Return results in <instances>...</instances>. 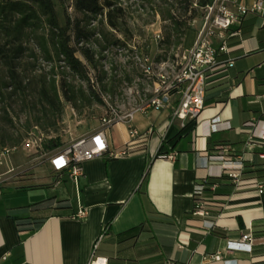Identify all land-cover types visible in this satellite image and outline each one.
Segmentation results:
<instances>
[{"label": "crops", "instance_id": "obj_1", "mask_svg": "<svg viewBox=\"0 0 264 264\" xmlns=\"http://www.w3.org/2000/svg\"><path fill=\"white\" fill-rule=\"evenodd\" d=\"M261 24L259 16H247L242 39L231 41L234 65L213 77L205 107L195 120L185 126L179 120L165 125L167 111H138L131 123L154 132L136 144L135 155L85 162L80 190L74 186L72 199L76 211L80 204L87 210L85 219L49 216L39 230L18 231L13 215L20 207L48 196L67 197L53 187L3 184L0 264H89L105 226L95 255L106 258L107 264H264V244L251 252L226 249L229 241L249 231L264 237V192L251 180L264 178V141L250 139L264 132V39L257 40ZM186 37L183 48L189 46ZM214 118L217 130L205 123ZM106 132L111 146L131 140L127 122ZM161 146L176 153L175 158L156 157ZM222 146L243 157L249 169L239 185L223 184L211 196L222 208L215 211L216 227L208 229L207 219L193 215L194 190L209 171L204 156L219 153ZM147 172L143 199L140 190ZM218 251L223 260L213 259Z\"/></svg>", "mask_w": 264, "mask_h": 264}, {"label": "built area", "instance_id": "obj_2", "mask_svg": "<svg viewBox=\"0 0 264 264\" xmlns=\"http://www.w3.org/2000/svg\"><path fill=\"white\" fill-rule=\"evenodd\" d=\"M202 9L204 11L203 21L193 42L185 48H178L172 61L161 60L157 62L156 68L150 65L144 70L152 87L147 89L145 98L135 108L120 113L113 111L112 115L103 119L100 129L80 136L69 145L47 153L48 164L56 174L66 176L79 191L81 179L85 174V162L96 157L127 158L135 155L137 153L136 144L147 140L154 132V128L141 131L131 123L133 115L138 111L145 112L149 109L167 111L169 117L165 125L179 120L182 126H185L188 118L195 120L199 116L205 107L207 88L213 77L219 73L225 74L234 65L235 58L230 56L231 41L242 39L244 21L247 16L250 14L259 16L262 19L261 26H264V0H213ZM155 37L161 40L162 32L158 31ZM143 60L150 61V57L145 56ZM121 121L128 123L131 140L120 147L111 146L106 130ZM215 121L217 118L205 121V123H211L213 129L217 130ZM262 121L264 122V118ZM210 134L211 131L208 130L206 135ZM250 139L264 141V132L253 134ZM16 149L17 146L1 147L0 165L7 163L8 158ZM158 153H160L159 157L173 159L176 156V153L165 151L163 146L160 147ZM260 156L264 158V152ZM204 158L209 171L195 185L196 207L193 215L207 219V228L214 229L216 227L215 218L218 217L215 211H219L222 206L211 205L208 201L215 203L214 199L206 197L205 190L209 188L216 192L221 185L228 183L237 186L244 181L245 172L249 168L245 164V159L231 155L230 148L227 146H222L219 153L204 156ZM212 168L216 170L213 171ZM251 180L252 185L259 192H264V178ZM86 217L87 210L80 204L76 211V218L82 220ZM107 230L108 226H105L95 242L89 264H107L106 258L95 255L98 243ZM258 244H264V237H254L249 231L243 233L240 240L229 241L226 249L251 252ZM223 258L221 251L213 255L214 260L219 261ZM224 262H229V260Z\"/></svg>", "mask_w": 264, "mask_h": 264}, {"label": "rangeland", "instance_id": "obj_3", "mask_svg": "<svg viewBox=\"0 0 264 264\" xmlns=\"http://www.w3.org/2000/svg\"><path fill=\"white\" fill-rule=\"evenodd\" d=\"M53 1L63 24L68 19H83L82 14L74 7V0ZM192 1L197 12L190 21V32L186 37L188 45L193 42L204 15L198 4L199 0ZM120 3L125 11L121 31H112L100 16L82 22L87 30L95 31L88 40L78 44L95 52L93 63L78 53L87 67L90 81L66 67L57 69L59 84L66 80L76 91L83 89L86 93L92 84L105 104L85 99L78 103L80 109H77L63 98V114L55 126H48L46 122L52 116L45 115L39 103L33 109L26 108L21 100L14 102L10 109L13 122L0 128V142H4L0 143V148L17 146V149L7 163L0 165V193L3 184L20 182L29 187L43 185L56 188L58 195L72 200L74 185L66 176L56 174L48 164L47 153L51 151L46 147L48 141L51 138L61 139L62 145L55 149L69 145L80 136L100 129L103 119L112 115L113 111L120 113L135 108L145 98L147 89H151L152 84L146 78L144 70L150 65L156 68L157 58L165 54L155 35L158 31L165 34V26L169 25V21L163 20L162 12L171 8L172 0H120ZM101 31L107 34L109 41L104 35L98 34ZM116 39L121 42L114 43ZM263 39L264 29H261L257 33V40ZM172 53L170 51L167 56L170 61L174 58ZM145 56L150 57V61L143 60ZM26 60L35 62L44 70L51 68V64L42 56L38 59L25 58L24 61ZM61 64L64 62H57V66ZM104 86L111 89V92H107ZM191 121L188 118L185 123L189 124ZM15 156H19L20 160H16ZM10 170L13 171L8 173Z\"/></svg>", "mask_w": 264, "mask_h": 264}, {"label": "trees", "instance_id": "obj_4", "mask_svg": "<svg viewBox=\"0 0 264 264\" xmlns=\"http://www.w3.org/2000/svg\"><path fill=\"white\" fill-rule=\"evenodd\" d=\"M212 1L199 0L198 4L204 7ZM172 3L171 8L162 12L163 20H168L169 25L165 26V34L162 33L163 38L159 40L165 54L159 56L157 61L168 59L170 51L174 57V52L183 45L190 31V21L197 12L192 0H172ZM74 7L82 14L83 19H68L63 24L53 0H0V128L13 122L10 109L19 100L26 108L34 109L39 103L41 111L52 116L46 122L48 126H55L63 114V98L77 109H80L78 103L85 99L105 104L92 84L87 93L83 89L76 91L66 80L59 84L57 69L66 67L90 81L87 67L78 53L93 63L95 52L78 44L88 40L95 31L87 30L82 22L100 16L112 31L118 32L121 31L125 11L120 0H74ZM98 34L104 35L108 40L105 32ZM119 42L121 40L116 39L114 43ZM39 56L51 64L49 70H44L35 62L24 61L25 58L38 59ZM57 62L64 64L57 66ZM104 89L111 92L105 86ZM0 143L4 144L3 141ZM61 145L60 138H51L46 147L52 150ZM159 155L160 153L156 157ZM147 180L148 172L143 177L140 190L143 199L147 194ZM215 193L209 188L205 190L206 197L209 198ZM195 207L194 202V209ZM20 209L21 212L13 215L18 231L39 230L49 216L76 218L72 200L58 196H48Z\"/></svg>", "mask_w": 264, "mask_h": 264}]
</instances>
